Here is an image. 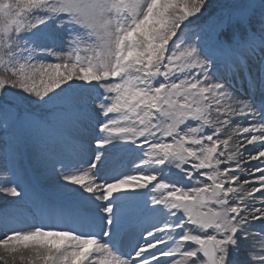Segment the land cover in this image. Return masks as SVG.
Masks as SVG:
<instances>
[{
	"label": "snow or ice",
	"instance_id": "6c2138e0",
	"mask_svg": "<svg viewBox=\"0 0 264 264\" xmlns=\"http://www.w3.org/2000/svg\"><path fill=\"white\" fill-rule=\"evenodd\" d=\"M207 3L0 0L6 254L264 264V0H227L204 19ZM84 135L87 166L72 158ZM25 138L61 149L41 151L31 176ZM120 154L135 156L126 171Z\"/></svg>",
	"mask_w": 264,
	"mask_h": 264
},
{
	"label": "rangeland",
	"instance_id": "374dc122",
	"mask_svg": "<svg viewBox=\"0 0 264 264\" xmlns=\"http://www.w3.org/2000/svg\"><path fill=\"white\" fill-rule=\"evenodd\" d=\"M207 11L210 12L209 10H207ZM235 82L236 81L234 80L233 83L235 84ZM238 95H244V94H242L240 91L238 93ZM28 108H32L35 111L41 113L40 109L35 107V106L28 107ZM90 141H91V135H84L82 137V143H83L84 151L81 155H76L75 152L72 153V158H73L74 162L78 161L79 163L83 164L84 166H87V162L92 156V151H91L92 145H91ZM23 150H24V158L22 160V166L25 169V171L28 173V175L31 176V175L36 174V173L43 170L41 168L39 162H38V155L41 151H44L46 153H49V152L56 153V152H59L61 149H60V146H58V145H56L50 141H45V140L39 139V138H36L35 140L25 138L24 144H23ZM133 159H135L134 155L120 154L114 158L112 163H121L122 164L121 170L126 171L131 167V162ZM56 167L59 168V165L57 164ZM46 190L47 191L54 190V178L51 176H49V180L47 183V189ZM0 195H4V194H0ZM0 202H2V201H0ZM23 251L21 250V252H23ZM5 255H7L9 262L10 261L13 262L12 259H13L14 254H6L4 252V250L2 248H0V256H5ZM23 261H28L29 264H31L30 258H27L24 260H18V262H23Z\"/></svg>",
	"mask_w": 264,
	"mask_h": 264
},
{
	"label": "bare ground",
	"instance_id": "6f19581e",
	"mask_svg": "<svg viewBox=\"0 0 264 264\" xmlns=\"http://www.w3.org/2000/svg\"><path fill=\"white\" fill-rule=\"evenodd\" d=\"M241 89H242V88H241ZM244 89H245V88H244ZM242 90H243V89H242ZM241 93L244 94V91H241ZM22 251H23V250H22ZM23 254H24V259L30 258V254L27 253L26 251H23ZM20 255H21V253H19V252H18V253H15V254H14L15 259H14V260L12 259L13 262L10 261L9 264H29L28 261L18 262V260H21V259H20ZM24 259H23V260H24Z\"/></svg>",
	"mask_w": 264,
	"mask_h": 264
},
{
	"label": "trees",
	"instance_id": "16d2710c",
	"mask_svg": "<svg viewBox=\"0 0 264 264\" xmlns=\"http://www.w3.org/2000/svg\"><path fill=\"white\" fill-rule=\"evenodd\" d=\"M222 1H225V0H208L207 5H208V6H213V7H215V6H217L219 3H221Z\"/></svg>",
	"mask_w": 264,
	"mask_h": 264
}]
</instances>
